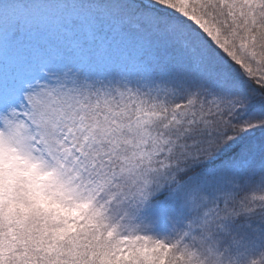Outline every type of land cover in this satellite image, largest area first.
<instances>
[{
	"label": "snow or ice",
	"instance_id": "6c2138e0",
	"mask_svg": "<svg viewBox=\"0 0 264 264\" xmlns=\"http://www.w3.org/2000/svg\"><path fill=\"white\" fill-rule=\"evenodd\" d=\"M0 264H264V0H0Z\"/></svg>",
	"mask_w": 264,
	"mask_h": 264
},
{
	"label": "clouds",
	"instance_id": "9594fccd",
	"mask_svg": "<svg viewBox=\"0 0 264 264\" xmlns=\"http://www.w3.org/2000/svg\"><path fill=\"white\" fill-rule=\"evenodd\" d=\"M7 210L11 211L12 210V206L8 205L6 206ZM15 211L19 214L20 210L19 209H15Z\"/></svg>",
	"mask_w": 264,
	"mask_h": 264
}]
</instances>
